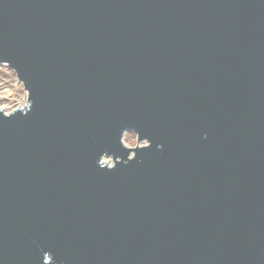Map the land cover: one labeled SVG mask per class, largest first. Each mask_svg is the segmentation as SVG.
Wrapping results in <instances>:
<instances>
[{
  "label": "water",
  "instance_id": "1",
  "mask_svg": "<svg viewBox=\"0 0 264 264\" xmlns=\"http://www.w3.org/2000/svg\"><path fill=\"white\" fill-rule=\"evenodd\" d=\"M0 64V264H264V0H0Z\"/></svg>",
  "mask_w": 264,
  "mask_h": 264
},
{
  "label": "rangeland",
  "instance_id": "2",
  "mask_svg": "<svg viewBox=\"0 0 264 264\" xmlns=\"http://www.w3.org/2000/svg\"><path fill=\"white\" fill-rule=\"evenodd\" d=\"M28 93L24 85L8 65L0 64V108L6 113L13 112L20 108H25L28 105ZM126 147H136L145 145V141L138 142V135L128 131L123 138ZM105 163L114 165V158H104Z\"/></svg>",
  "mask_w": 264,
  "mask_h": 264
},
{
  "label": "clouds",
  "instance_id": "3",
  "mask_svg": "<svg viewBox=\"0 0 264 264\" xmlns=\"http://www.w3.org/2000/svg\"><path fill=\"white\" fill-rule=\"evenodd\" d=\"M145 143L147 144V141H145Z\"/></svg>",
  "mask_w": 264,
  "mask_h": 264
}]
</instances>
